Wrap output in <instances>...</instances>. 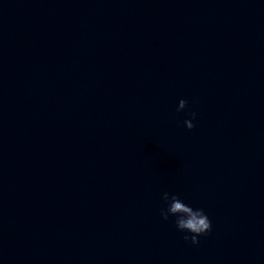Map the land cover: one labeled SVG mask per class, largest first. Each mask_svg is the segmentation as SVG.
<instances>
[{"label": "water", "instance_id": "1", "mask_svg": "<svg viewBox=\"0 0 264 264\" xmlns=\"http://www.w3.org/2000/svg\"><path fill=\"white\" fill-rule=\"evenodd\" d=\"M0 264H264V0H0Z\"/></svg>", "mask_w": 264, "mask_h": 264}, {"label": "clouds", "instance_id": "2", "mask_svg": "<svg viewBox=\"0 0 264 264\" xmlns=\"http://www.w3.org/2000/svg\"><path fill=\"white\" fill-rule=\"evenodd\" d=\"M186 107L187 101L180 100L178 111H182ZM191 115L193 119L196 118L195 112ZM184 123L189 130L195 127L192 120H185ZM162 198L168 204L166 209H161L162 218L168 220L170 216H175L178 230L191 233L190 236L184 237L185 240H190L193 245H198L200 243L199 237L212 230L211 220L203 209L193 208L184 203L178 195L169 192L163 193Z\"/></svg>", "mask_w": 264, "mask_h": 264}]
</instances>
